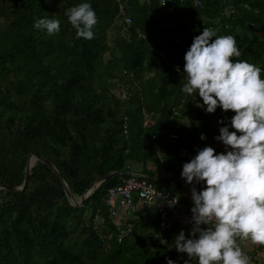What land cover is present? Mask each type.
Returning <instances> with one entry per match:
<instances>
[{
    "label": "trees",
    "instance_id": "1",
    "mask_svg": "<svg viewBox=\"0 0 264 264\" xmlns=\"http://www.w3.org/2000/svg\"><path fill=\"white\" fill-rule=\"evenodd\" d=\"M84 2L98 18L91 40L78 38L64 15ZM117 2L131 19L127 27ZM42 18L59 20L60 32L34 28ZM204 27L235 38L241 55L234 61L264 69V0H201L200 7L191 0L165 6L158 0H0V264H167L166 258L184 264L187 255L172 242L180 229L161 224L152 208L120 242L109 228L99 240L91 222L105 217L106 191L123 181L126 166L163 170L155 150L196 153L216 142L224 126L218 121L234 115L220 108L206 113L199 96L181 91L184 55ZM164 128L176 129L179 140L151 139ZM30 154L50 162L58 176L36 161L25 187L10 190L22 185ZM109 173L115 174L95 186ZM62 183L73 199L91 189L74 207Z\"/></svg>",
    "mask_w": 264,
    "mask_h": 264
},
{
    "label": "clouds",
    "instance_id": "2",
    "mask_svg": "<svg viewBox=\"0 0 264 264\" xmlns=\"http://www.w3.org/2000/svg\"><path fill=\"white\" fill-rule=\"evenodd\" d=\"M64 15L78 38H94L98 18L90 3L70 7ZM33 27L53 36L61 25L42 18ZM240 55L233 36H218L208 27L184 55L182 93L199 96L197 106L206 113L217 108L234 113L227 123L218 121L224 126L214 139L224 151L198 148L182 165L181 178L191 185L192 227L189 235L181 230L172 242L178 253L187 255L184 264H249L238 238L264 246V69L232 59ZM177 202L169 201L172 206ZM166 261L176 264L171 258Z\"/></svg>",
    "mask_w": 264,
    "mask_h": 264
},
{
    "label": "built area",
    "instance_id": "3",
    "mask_svg": "<svg viewBox=\"0 0 264 264\" xmlns=\"http://www.w3.org/2000/svg\"><path fill=\"white\" fill-rule=\"evenodd\" d=\"M180 2L186 0H178ZM165 0H158L159 5L164 4ZM170 0H167V5ZM194 7H200L201 0H191ZM117 14L121 17L124 27L131 24V19L125 13V6L117 2ZM185 63V61H184ZM183 63V64H184ZM176 66L174 69L177 73ZM119 97L125 100L127 97L125 88H119ZM142 120L147 126H152V119L144 115ZM180 136L174 128H164L158 130L152 135V140L157 142H164L167 144H174L179 140ZM159 163L163 167V176L161 179L149 178L144 175L131 172L126 167L125 178L123 181L110 187L105 194L104 206L106 208L105 217L94 215L92 218V230L94 235L101 241H104V229H113L115 231V240L122 241L128 236L133 228V223L148 209L153 208L157 215L159 222L163 225L174 226L185 231L186 236L189 235L191 224L188 221L191 219V207L186 205L180 198L177 191L178 179L171 170H168V164L163 159L162 155H157ZM177 200L178 202L172 206L169 201ZM251 240H240L238 244L242 248L246 247ZM164 243L165 240H162ZM258 252L264 254V246L254 244ZM249 260H253L252 254H246Z\"/></svg>",
    "mask_w": 264,
    "mask_h": 264
},
{
    "label": "crops",
    "instance_id": "4",
    "mask_svg": "<svg viewBox=\"0 0 264 264\" xmlns=\"http://www.w3.org/2000/svg\"><path fill=\"white\" fill-rule=\"evenodd\" d=\"M196 108H198V107H196ZM182 122H183V120H182ZM213 125L216 126V123L214 122ZM205 146L213 147L216 150L217 153H220V152L224 151L223 144L221 142H218V141H216L215 143H213L211 145L203 144V147H205ZM192 150H193V148L190 147V148H187V149H184V150L181 149L180 151L175 152L173 154H165V153H163L161 151L155 150L156 157H157V155H162L163 159L168 161V163L170 164V166L172 168L171 169L172 172L174 173V175L176 176V178L179 181L178 186H177V191H178V193L180 195L181 200L186 205H190L192 203L191 202V193H190L191 185L186 184L185 181L181 178V171H182V165L185 162L190 161V159L196 154L195 152L193 153ZM135 166H139V164H134V166L131 167V170H134V171L137 170L135 168ZM128 169H129V166H128ZM143 175L147 176L149 178L161 179L162 176H163V170H162L161 167L160 168H158V167L156 168V165L148 164L147 167H146V171H144ZM201 187H202V185H197L198 189L201 188ZM181 230L182 229L180 228V231ZM174 250L176 251L175 248H174ZM242 251L245 254L249 253V254H252L254 256L253 260H249V264H264V254L258 252L257 249L255 248V245L251 241L248 242L246 247L242 248Z\"/></svg>",
    "mask_w": 264,
    "mask_h": 264
},
{
    "label": "water",
    "instance_id": "5",
    "mask_svg": "<svg viewBox=\"0 0 264 264\" xmlns=\"http://www.w3.org/2000/svg\"><path fill=\"white\" fill-rule=\"evenodd\" d=\"M31 158H32L33 162L30 164L29 161H30ZM36 161H40V162L46 164L58 176V172L55 170V168L52 166V164L50 162L46 161L45 159L39 158V157H37V156H35L33 154H30V155H28V157L26 159V166H25V172H24V180L22 182V185L20 187L13 188V189H10V190H12V191H21L25 187L27 178L29 176V170L31 169V167L34 165V163ZM112 174H115V173H109V174H107L100 181H98L95 184V186H97L101 181L107 179ZM62 188H63V192H64V195H65V198H66L67 202L70 205L76 207V206H80L81 203H82V201L88 196V194L90 192V189H91V186L84 191V193L79 197V199H78L77 202H75V200L73 199L72 195L68 191V188H67L66 184L62 183Z\"/></svg>",
    "mask_w": 264,
    "mask_h": 264
},
{
    "label": "rangeland",
    "instance_id": "6",
    "mask_svg": "<svg viewBox=\"0 0 264 264\" xmlns=\"http://www.w3.org/2000/svg\"><path fill=\"white\" fill-rule=\"evenodd\" d=\"M171 27V26H170ZM106 38H107V43H108V45L110 46L111 45V40H112V36H111V32H107L106 33ZM185 35V34H184ZM186 36V35H185ZM117 55V54H116ZM102 58H103V60H102V62H106L107 60H108V58H109V55H108V52H105L104 54H103V56H102ZM147 76V75H146ZM112 82H116V85H117V87H118V84H117V80L116 79H113V81ZM115 84V83H114ZM197 107V106H196ZM183 123H186V120L185 119H183ZM147 163L146 164H144V165H142V164H139V166H135V168L137 169V170H132V172H135L136 174H140V175H143V173H144V171H146V167H147ZM127 167V166H126ZM126 169V168H125ZM78 199L79 198H74V200H75V202H77L78 201ZM177 252V251H176ZM176 260V259H175ZM174 260V261H175Z\"/></svg>",
    "mask_w": 264,
    "mask_h": 264
},
{
    "label": "bare ground",
    "instance_id": "7",
    "mask_svg": "<svg viewBox=\"0 0 264 264\" xmlns=\"http://www.w3.org/2000/svg\"><path fill=\"white\" fill-rule=\"evenodd\" d=\"M33 162L32 158L30 159L29 163L31 164Z\"/></svg>",
    "mask_w": 264,
    "mask_h": 264
}]
</instances>
